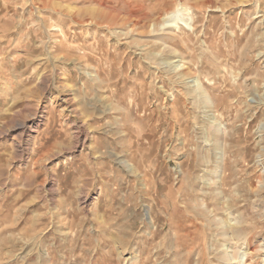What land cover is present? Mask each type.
Here are the masks:
<instances>
[{
  "label": "rangeland",
  "instance_id": "rangeland-1",
  "mask_svg": "<svg viewBox=\"0 0 264 264\" xmlns=\"http://www.w3.org/2000/svg\"><path fill=\"white\" fill-rule=\"evenodd\" d=\"M264 264V0H0V264Z\"/></svg>",
  "mask_w": 264,
  "mask_h": 264
},
{
  "label": "bare ground",
  "instance_id": "bare-ground-1",
  "mask_svg": "<svg viewBox=\"0 0 264 264\" xmlns=\"http://www.w3.org/2000/svg\"><path fill=\"white\" fill-rule=\"evenodd\" d=\"M242 261H243V257H242V259H241L239 264H247L246 262H242Z\"/></svg>",
  "mask_w": 264,
  "mask_h": 264
}]
</instances>
